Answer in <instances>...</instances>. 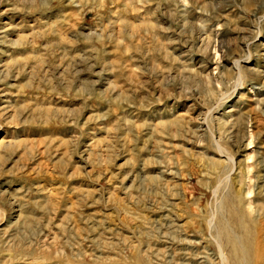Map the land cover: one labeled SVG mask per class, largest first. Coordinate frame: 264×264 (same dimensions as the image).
<instances>
[{"label":"rangeland","instance_id":"1","mask_svg":"<svg viewBox=\"0 0 264 264\" xmlns=\"http://www.w3.org/2000/svg\"><path fill=\"white\" fill-rule=\"evenodd\" d=\"M259 209L264 0H0V264H216Z\"/></svg>","mask_w":264,"mask_h":264},{"label":"bare ground","instance_id":"2","mask_svg":"<svg viewBox=\"0 0 264 264\" xmlns=\"http://www.w3.org/2000/svg\"><path fill=\"white\" fill-rule=\"evenodd\" d=\"M257 212L259 218L261 217L262 220L257 230V238L253 247H249V244L245 245L244 238L239 236L241 232H235L236 229L231 228L230 224L226 223L227 226H222L221 231L219 229L220 237L223 236L225 238L227 246H230V250L221 252L219 255L213 254V258H215L214 261H217L216 264H264V215L260 214V209L257 210ZM168 223V217L166 216L164 221L160 219L157 225L163 227ZM235 225L239 226L237 223ZM208 254L209 252L207 250L199 253L197 256L201 262L198 264H206L211 256V254Z\"/></svg>","mask_w":264,"mask_h":264}]
</instances>
